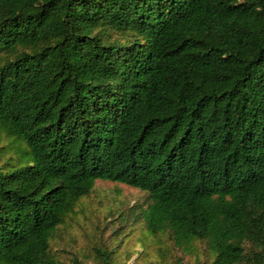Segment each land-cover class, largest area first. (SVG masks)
Wrapping results in <instances>:
<instances>
[{
  "label": "trees",
  "instance_id": "obj_1",
  "mask_svg": "<svg viewBox=\"0 0 264 264\" xmlns=\"http://www.w3.org/2000/svg\"><path fill=\"white\" fill-rule=\"evenodd\" d=\"M0 130L27 147L0 264H89L51 238L97 180L148 192L150 234L264 264V0H0Z\"/></svg>",
  "mask_w": 264,
  "mask_h": 264
},
{
  "label": "rangeland",
  "instance_id": "obj_2",
  "mask_svg": "<svg viewBox=\"0 0 264 264\" xmlns=\"http://www.w3.org/2000/svg\"><path fill=\"white\" fill-rule=\"evenodd\" d=\"M0 166L18 160L24 143L0 130ZM150 202L146 191L124 183L97 180L51 238V253L60 260L79 257L89 264L99 259L95 248L110 252L111 264H212L206 241L179 246L169 231L150 234L141 211Z\"/></svg>",
  "mask_w": 264,
  "mask_h": 264
}]
</instances>
